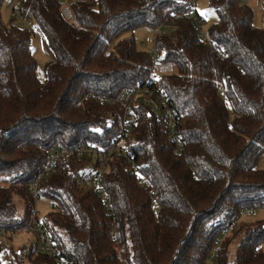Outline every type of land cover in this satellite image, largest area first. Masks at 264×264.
<instances>
[{"label": "trees", "instance_id": "1", "mask_svg": "<svg viewBox=\"0 0 264 264\" xmlns=\"http://www.w3.org/2000/svg\"><path fill=\"white\" fill-rule=\"evenodd\" d=\"M208 1L217 15L208 35L224 58L191 18L155 39L160 60L175 66L159 84L184 114V148L175 152L163 118L136 100L137 124L122 146L139 171L124 151L110 155L102 181L111 211L83 183L98 157L60 158L41 182L40 195L53 202L44 225L68 264H264V217L239 218L241 208L264 204V28L240 0ZM184 3L73 0L68 19L62 0H21L51 54L40 80L34 30L5 21L0 0V230L28 225L30 183L46 150L114 143L123 108L84 96L141 83L153 52L126 35L169 22ZM11 253L13 264H59L38 239Z\"/></svg>", "mask_w": 264, "mask_h": 264}, {"label": "built area", "instance_id": "2", "mask_svg": "<svg viewBox=\"0 0 264 264\" xmlns=\"http://www.w3.org/2000/svg\"><path fill=\"white\" fill-rule=\"evenodd\" d=\"M72 1L73 0H62L61 9L68 19H72L73 17V12L71 9ZM197 3L198 0H185V3L181 6V11L172 12V20L167 23H161L157 27L155 39L161 32H175V20L181 17L191 18L196 22L200 37L204 41H207L209 45H212L217 49L218 56L224 58L225 53L223 52L222 48L214 43L204 30V19L198 13ZM14 13L16 18L20 17L27 21L29 25H33V21L31 20V18L21 12V0H18L16 6L14 7ZM174 71L175 66L173 63L160 60L155 43L152 64L150 65L149 72L146 78L141 83H138L133 87H123L117 93L113 94L96 91L87 92L84 96V99L86 100H94L104 105H119L123 108V118L120 133L114 143L107 148L97 147L93 144H85L77 147H56L46 150L47 159L43 164L42 170L30 183V192L34 198V201L36 202L37 198L40 196V186L44 178L57 171L58 161L60 160V158L94 156L99 158V163L92 173L85 176L83 183L86 187L95 191L103 200L106 208L111 211L112 204L110 193L107 187L104 186L102 181L104 170L107 166V160L110 155L118 150L124 151L128 156V161L130 162V169L132 170V172L139 171V165L136 161V155L132 151H125L122 146V139L124 137H127L130 130L137 124V117L133 113V103L136 100H141L145 105L149 106L151 112H153L156 116L163 118L167 135L170 141L174 144V151H181L185 146V141L178 130V122L184 114H180L176 111L168 95L160 88L159 84V77L161 74L172 73ZM140 182L143 185L146 184L144 178H140ZM150 193L154 194V189H150ZM261 210H264V204L243 207L240 210L239 218L242 219L258 216ZM233 227H235L234 223L230 225L229 229ZM26 231L35 233L36 238L39 241V248L42 252L48 254L59 264H68V260L62 257L60 248L56 245L55 241L44 225L43 218H40V214L36 209V206L33 207L28 225L17 229L0 230V232H2L3 234V246L7 249L10 248L9 234ZM228 231L229 230H226L224 234H227ZM221 241L222 237H219L216 242V246Z\"/></svg>", "mask_w": 264, "mask_h": 264}, {"label": "rangeland", "instance_id": "3", "mask_svg": "<svg viewBox=\"0 0 264 264\" xmlns=\"http://www.w3.org/2000/svg\"><path fill=\"white\" fill-rule=\"evenodd\" d=\"M242 4L250 5L255 14V23L264 28V0H240ZM18 0H3L1 7L2 17L5 21H10L14 18L16 24L26 26L34 30L32 37V47L34 55L37 59V75L40 80L45 79V65L51 59V54L47 50L42 34L38 29L36 22L33 21V25H29L27 21L18 17L16 18L14 13V7ZM198 13L204 18V30L208 34L210 27L217 20V15L213 8L209 5L208 0H198L197 3ZM157 28L152 26H142L135 29L133 32L128 33L126 36L134 35L138 47L147 51L154 52L155 50V33ZM261 167H264V157L260 162ZM36 209L39 211L40 218H43L52 208L53 202L49 197L39 196L35 202ZM22 207L20 208V211ZM258 217H264V210H261ZM10 248L3 246L0 249V264H13L11 250H19L25 244H29L32 240L37 239L34 232L26 231L20 233L9 234ZM3 234L0 232V243L3 242ZM264 246V244H263Z\"/></svg>", "mask_w": 264, "mask_h": 264}]
</instances>
